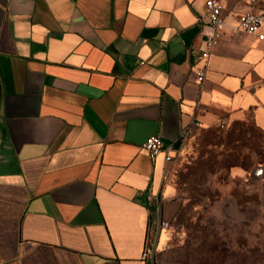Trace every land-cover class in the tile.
Listing matches in <instances>:
<instances>
[{"label":"crops","instance_id":"0c3cea01","mask_svg":"<svg viewBox=\"0 0 264 264\" xmlns=\"http://www.w3.org/2000/svg\"><path fill=\"white\" fill-rule=\"evenodd\" d=\"M220 1L228 25L264 9ZM203 12L204 0H0V264H151L189 137L246 121L264 134V39L227 27L199 84Z\"/></svg>","mask_w":264,"mask_h":264},{"label":"rangeland","instance_id":"374dc122","mask_svg":"<svg viewBox=\"0 0 264 264\" xmlns=\"http://www.w3.org/2000/svg\"><path fill=\"white\" fill-rule=\"evenodd\" d=\"M167 182L180 208L151 228V264H264V134L250 121L196 131Z\"/></svg>","mask_w":264,"mask_h":264},{"label":"built area","instance_id":"2783aa9c","mask_svg":"<svg viewBox=\"0 0 264 264\" xmlns=\"http://www.w3.org/2000/svg\"><path fill=\"white\" fill-rule=\"evenodd\" d=\"M256 2L251 4V8L243 13L233 14L234 22L228 25L227 16L220 0H204V12L198 17V22L210 32L206 34L203 41L206 46L201 52V60L205 63L195 71L197 81L203 84L207 75V62L211 56L212 47L220 41L227 27H230L234 33H248L256 36L258 39H264V9L258 8ZM144 148L154 157L161 151L162 143L157 137H151L147 140ZM170 227L169 221H162L161 228L167 230ZM152 252L149 247V240L145 247L144 256L150 258Z\"/></svg>","mask_w":264,"mask_h":264},{"label":"trees","instance_id":"16d2710c","mask_svg":"<svg viewBox=\"0 0 264 264\" xmlns=\"http://www.w3.org/2000/svg\"><path fill=\"white\" fill-rule=\"evenodd\" d=\"M236 124H245V122H242V123H236ZM236 124H234V125H236ZM253 125V124H252ZM254 126V125H253ZM254 128H255V126H254ZM257 129V128H256ZM258 130V129H257ZM259 131V130H258ZM262 133V132H261ZM152 209H153V211L154 210H156V207L155 206H153L152 207ZM172 221V220H171ZM171 221H170V224H171Z\"/></svg>","mask_w":264,"mask_h":264}]
</instances>
